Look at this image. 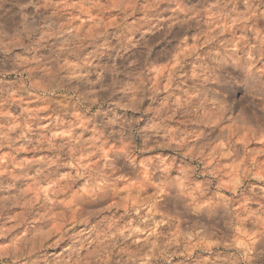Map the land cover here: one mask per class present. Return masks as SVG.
<instances>
[{"label":"clouds","instance_id":"1","mask_svg":"<svg viewBox=\"0 0 264 264\" xmlns=\"http://www.w3.org/2000/svg\"><path fill=\"white\" fill-rule=\"evenodd\" d=\"M0 264H264V0H0Z\"/></svg>","mask_w":264,"mask_h":264}]
</instances>
